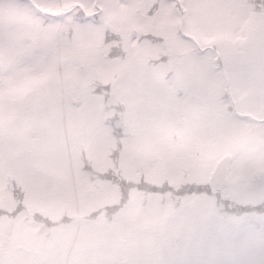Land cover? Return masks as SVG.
I'll return each mask as SVG.
<instances>
[{"label":"snow or ice","instance_id":"1","mask_svg":"<svg viewBox=\"0 0 264 264\" xmlns=\"http://www.w3.org/2000/svg\"><path fill=\"white\" fill-rule=\"evenodd\" d=\"M243 2V0H239ZM225 0H0V50L20 56L35 72L55 79L44 93L48 103L60 99L73 109L71 95L79 91L92 102L96 90L77 89V80L103 66V90L138 98L145 110L161 101L174 105L170 120L185 121L188 160L185 179L165 186H140L143 200L124 199L103 221L92 220L87 230L109 232L146 226L138 241L159 248L152 264H207L216 245L238 243L242 232L226 223L231 209L222 195L251 199L239 209L243 215H264V177L250 174L264 169V152L253 153L249 141L264 139V22L241 42L237 39L240 13L226 14ZM121 7L135 8L129 20ZM113 27L128 35V51L119 64L104 51L115 39ZM158 37L157 45L141 38ZM159 46L168 59L154 67L145 57ZM239 108L222 103L225 91H244ZM78 111V109H76ZM146 114H151L146 111ZM242 136L237 137L238 133ZM196 179L189 181L187 175ZM237 175L239 186L233 185ZM264 264V250L253 257Z\"/></svg>","mask_w":264,"mask_h":264},{"label":"rangeland","instance_id":"2","mask_svg":"<svg viewBox=\"0 0 264 264\" xmlns=\"http://www.w3.org/2000/svg\"><path fill=\"white\" fill-rule=\"evenodd\" d=\"M222 9L226 14L240 13L237 39L241 42L264 22V0H243L242 3L225 0ZM135 11V8L121 7L119 15L129 20ZM111 31L124 36L125 45L116 44L120 49L122 47L120 54L115 52L109 61L119 64L128 51V35L117 27ZM135 31L141 34L144 29L136 27ZM108 52L106 48L104 53L109 55ZM23 55L13 56L7 50H0V210L12 213L18 209L22 202L14 196L18 187L23 192L20 194L23 205L28 210L43 212L54 220L71 222V225L53 228L47 242H44L38 239L37 227L33 220L28 219L27 212H21L14 221L13 237L10 238V220L1 216L0 264H142L144 259L152 264L160 250L138 242L146 231L143 226L134 229L132 237L133 246L142 247L144 252L138 263L131 252L120 255L116 252L118 235L129 236V232L122 229L92 232L87 230V224L113 216L122 204L123 209L129 207L121 188L131 187L127 192L128 199L139 204L144 194L137 193L133 187L150 183L165 186L185 179L188 160L179 158L180 153L187 151L185 121L167 118V114L174 111V105L170 103L161 101L145 110L141 99L105 92L103 84L107 81L103 66L90 69L76 82L77 89L96 90L97 96L92 102L84 100L79 91L74 90L71 95L73 109L60 99L49 104L44 93L55 77L47 72H35ZM167 59L165 49L157 46L145 57V63L154 67ZM100 94L106 99V116L118 113L116 125L125 126V137L120 139L121 148L118 147L117 135L110 136L108 126L101 128ZM247 95V90L238 97L231 91H225L221 100L224 105L239 108ZM146 111L151 114H146ZM242 135L243 132L238 133L237 137ZM82 144L87 147L90 163L105 174L103 177L92 170L88 175V170L81 168L78 154ZM249 147L253 153L264 152V139H251ZM250 174L264 177V169H251ZM187 177L189 181L196 179L194 173ZM241 182L240 175L234 177L233 185L239 186ZM222 195L236 209L232 216L234 220H238L236 217L241 206L255 203L251 199L234 198L232 191ZM246 216V220L264 218L255 212ZM229 220L226 223L231 226ZM237 220L232 227L244 234L245 226H238ZM247 237L238 242L240 245L249 243L244 246L241 256L234 257L241 252L233 256L234 242L225 240L210 250L207 264H253L255 254L264 250V243L251 242ZM7 240H11L10 246L5 247ZM131 250L134 251L133 247Z\"/></svg>","mask_w":264,"mask_h":264},{"label":"trees","instance_id":"3","mask_svg":"<svg viewBox=\"0 0 264 264\" xmlns=\"http://www.w3.org/2000/svg\"><path fill=\"white\" fill-rule=\"evenodd\" d=\"M246 8L249 10L248 7H246ZM110 34L113 37H115V39L112 40V42H111L112 44H110L107 47V49L109 50L108 54H114L115 52L117 53V52L121 51L122 47L120 49L119 46L125 45L124 44V36L120 35L118 33H115L114 31H111ZM141 38L144 39V40L150 41L152 44H154L155 42L157 43V40H158L157 38H154L153 35L144 36V35H142V32H141ZM116 44H119V46L116 45ZM119 54H120V52H119ZM104 55H105V58L108 57V55H106L105 53H104ZM112 56L114 57V55H112ZM100 89H101V87H100ZM105 101H106V99L103 96H101V94H100V98H99V102H100L99 113L103 116V121H102L101 128L105 129L108 126V128L110 129V131H108V134L110 136H114L115 134L117 135L116 140L118 142V147L121 148L120 139H121V137L124 136V127L125 126H124V124L116 125V121L119 120L118 113H114L111 117L106 116V111L108 109H106V107H105V104H106ZM124 111H125V109L123 108L122 109V115L124 114ZM111 132H113V133H111ZM130 134H131V132H130ZM130 134L128 135V138L131 137ZM80 146H79L80 148H79V154H78L79 156H78V158L80 157L79 160H80L81 168L84 169V170H88V173H87L88 175H89V172L92 170L93 173H95L97 176L103 177L105 174L103 172L97 171L94 168V166H92V164L90 163L86 145L82 144ZM114 164H115V167H116L117 163L115 161H114ZM117 167H118V165H117ZM110 172L111 171H109V173ZM131 182H133V181H131ZM131 182H128V184L131 183ZM153 185L157 186L155 183H150L149 185H147V187H151ZM130 188L131 187H127L126 189H122L121 188V192L123 194V198H124L125 193L130 191ZM133 188L137 189V187H133ZM20 189H21V187H20ZM14 192H15L14 196H16L18 198V201H22L20 203V206L18 207V209L15 210V212H12V213H10L8 211L0 210V217L1 216H6L10 220V225H11V232H10L11 236H10V238L13 237L12 231H13V228H14V221H15L17 215L20 214L21 212H27V214L29 215L28 219L33 220V224H35V226L37 227L35 229V233L37 234L38 239H42L44 242H47V238H48L49 232H52L53 228H57L58 226H61L63 224L65 226H68V227L71 225V222L69 223V222H61L60 220H54L50 215L45 214L43 212H39V211L32 212L31 210H28V207L23 205V202H24L23 197L20 196V194L23 193V192L21 190L19 191L18 187L15 188ZM16 192L19 193V195L16 194ZM128 198H129V196H128ZM225 202H227V201H225ZM122 207H123V204H122ZM113 212H115V210H112V213ZM9 241L11 242V240H7V242H5L6 243V244H4L5 247L10 246V242ZM4 250L5 249L3 248L2 251H4Z\"/></svg>","mask_w":264,"mask_h":264},{"label":"flooded vegetation","instance_id":"4","mask_svg":"<svg viewBox=\"0 0 264 264\" xmlns=\"http://www.w3.org/2000/svg\"><path fill=\"white\" fill-rule=\"evenodd\" d=\"M229 207L231 209V214H232L233 206L230 205ZM238 215H240L238 217V220L237 219L234 220L232 217L229 218L230 220L227 219L230 221L229 223L231 224V226H235V221L237 220L238 226H245V233L242 234L243 238L245 236H248L247 238L250 239L251 242L259 241V242L264 243V218H257V219L256 218H253V219L247 218V220H246V219H244V217H247L246 215H243L241 213H239ZM258 217H260V216H258ZM244 221L247 223H245ZM142 226H143L142 229L145 230L146 226H144V225H142ZM125 232H129L130 234H129V236H123V234L118 235L117 240H116V242H117L116 252H119V255L121 253H124V252H131V254H133V257H135L137 259V262L139 263V259H138V258H140L139 256L143 257V255H144L143 248L142 247L139 248V246H133L132 237H133L134 230H131V231L125 230ZM248 244L242 243V245H240L239 243H234L233 244L234 249H232V255L234 256V253L237 254V253L241 252L239 255L234 256V257L241 256L244 246H246ZM132 247H133L134 251L131 250ZM230 259H231V257H230ZM144 261L142 262V264H145V263L148 264V260L144 259Z\"/></svg>","mask_w":264,"mask_h":264}]
</instances>
